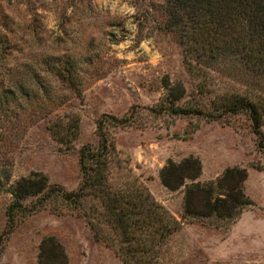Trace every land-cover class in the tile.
Instances as JSON below:
<instances>
[{"label": "trees", "instance_id": "1", "mask_svg": "<svg viewBox=\"0 0 264 264\" xmlns=\"http://www.w3.org/2000/svg\"><path fill=\"white\" fill-rule=\"evenodd\" d=\"M161 1L162 28L175 36L189 72L198 76L228 66L231 77L244 88L216 92L207 107L186 105L180 102L185 87L164 78L165 99L144 108L152 116L193 114L227 123L244 115L257 150L264 153V0ZM43 3L0 0V192L9 193L12 199L6 208L0 247L3 235L8 236L19 224V215L48 208L83 218L125 264H162L168 241L185 222L229 226L255 205L245 191L246 166L230 165L215 178L200 181L202 162L193 154L179 161L169 158L159 170L164 187L183 189L181 219L155 199L139 176L127 172L114 180L115 133L119 128L142 125L140 110L103 113L97 118V141L78 149L80 180L75 188L51 183L39 171L10 183L12 151L34 123L55 115L51 134L66 149L74 146L80 116L73 110L59 111L81 97L101 72L103 51L91 41L80 47L66 45L74 38L67 28L76 8L73 13L65 6L56 8L63 30L52 36L37 19V8L45 9ZM81 14L74 19L84 24L87 16ZM198 90L204 88L199 84ZM255 165L264 169L260 163ZM37 264H69L55 236L41 239Z\"/></svg>", "mask_w": 264, "mask_h": 264}, {"label": "rangeland", "instance_id": "2", "mask_svg": "<svg viewBox=\"0 0 264 264\" xmlns=\"http://www.w3.org/2000/svg\"><path fill=\"white\" fill-rule=\"evenodd\" d=\"M43 1L45 9L37 8V19L52 36L63 30L56 8L65 6L68 13H73L74 7L75 17L83 9L81 15L87 19L84 24L77 23L75 17L70 20L67 30L74 38L66 45L80 47L91 41L103 51L101 72L81 97L73 98L59 111L73 110L80 116L74 146L66 149L51 134L55 115L34 123L12 151L9 182L39 171L51 183L75 188L80 180L78 149L97 141V118L103 113L122 115L140 110L142 125L119 128L115 133L117 155L111 164L114 180L124 178L127 172L139 176L155 199L181 219L183 189L164 187L159 170L169 158L179 161L193 154L202 162L200 181L215 178L230 165L246 166L245 191L255 201L229 226L185 222L168 241L162 264H264V169L255 165L264 166V153L257 150L245 116L227 123L193 114L152 116L144 108L165 99L164 78L185 87L182 104L207 107L216 92L244 88L231 77L230 68L221 66L204 75L191 74L175 36L162 28L161 0ZM18 7L25 10L20 3ZM199 84L203 92H199ZM11 200L9 193L0 192V234ZM19 218L14 230L3 235L0 264H37L40 241L48 235L63 245L69 264H125L81 217L43 208Z\"/></svg>", "mask_w": 264, "mask_h": 264}]
</instances>
